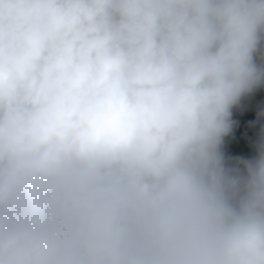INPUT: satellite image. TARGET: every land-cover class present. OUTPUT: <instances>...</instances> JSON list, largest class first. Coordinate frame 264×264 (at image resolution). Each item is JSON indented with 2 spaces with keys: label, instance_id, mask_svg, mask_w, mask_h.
I'll use <instances>...</instances> for the list:
<instances>
[{
  "label": "clouds",
  "instance_id": "1",
  "mask_svg": "<svg viewBox=\"0 0 264 264\" xmlns=\"http://www.w3.org/2000/svg\"><path fill=\"white\" fill-rule=\"evenodd\" d=\"M264 0H0V264H264Z\"/></svg>",
  "mask_w": 264,
  "mask_h": 264
},
{
  "label": "trees",
  "instance_id": "2",
  "mask_svg": "<svg viewBox=\"0 0 264 264\" xmlns=\"http://www.w3.org/2000/svg\"><path fill=\"white\" fill-rule=\"evenodd\" d=\"M260 108H264V89L242 100L240 106L233 110V119L238 124L232 135L226 138V151L229 155L249 156L251 154L250 143L257 129L249 125L255 120Z\"/></svg>",
  "mask_w": 264,
  "mask_h": 264
}]
</instances>
